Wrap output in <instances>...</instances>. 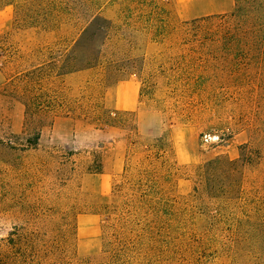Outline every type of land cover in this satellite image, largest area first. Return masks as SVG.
<instances>
[{
	"label": "rangeland",
	"instance_id": "1",
	"mask_svg": "<svg viewBox=\"0 0 264 264\" xmlns=\"http://www.w3.org/2000/svg\"><path fill=\"white\" fill-rule=\"evenodd\" d=\"M95 3L111 21L98 64L43 85L118 111L115 124L47 115L34 147L8 78L57 55L90 11L53 27L19 16L28 0L0 8V264H264V45L200 68L195 42L219 40L233 5L192 27L172 0ZM147 197L170 210L161 222Z\"/></svg>",
	"mask_w": 264,
	"mask_h": 264
},
{
	"label": "trees",
	"instance_id": "2",
	"mask_svg": "<svg viewBox=\"0 0 264 264\" xmlns=\"http://www.w3.org/2000/svg\"><path fill=\"white\" fill-rule=\"evenodd\" d=\"M6 0H0V8ZM30 3V14L26 16L25 6H20L19 16L22 19L29 20L32 24L43 23L55 27L61 20L68 16L71 17L74 7L82 2L87 10L90 11L88 18L80 31V35L71 41L54 57L48 61L31 65L29 68L17 72L8 78L11 83L12 91L22 100L25 106V129L33 131L34 136L27 140L30 147H34L39 139V127H36L34 121L39 122L41 117L56 116L59 114H74L77 116H89L97 118V121L104 120V124H115L114 115L119 112L105 108L102 104L92 102H83L84 98L71 97L60 88H46L47 80L52 77L60 78L83 69L96 66L99 62V38H106L111 28V21L100 14L98 10H91L95 7L96 0H28ZM11 3V2H10ZM97 6V5H96ZM224 20L219 25V40H209L203 42L198 39L194 48L199 50L198 55L192 56L193 66L208 68L211 61L218 62L222 58V50H241V47H254L257 44L264 45V0H234V10L229 15L224 16ZM210 17L195 18L184 22L187 26H202V23L208 22ZM260 37L258 38L257 36ZM253 36L249 38V36ZM1 47V46H0ZM216 52L214 56L212 53ZM235 62L240 59L245 61H254L255 56L249 55L245 58L235 54ZM213 57V58H212ZM208 72L195 75L191 73V78L195 77L192 83L195 86L205 87ZM189 84V85H193ZM86 100V99H85ZM28 131V130H27ZM157 142L159 140H156ZM157 146L162 144H156ZM162 150L156 148L154 156L161 155ZM250 154L242 152L241 160L247 162L250 160ZM212 164V163H211ZM210 164L201 167L200 175L202 178L208 177ZM142 201L143 195H140ZM145 204L148 211H154L158 217V211L162 213L158 219L153 222H161L167 217L170 210L167 205L156 206L152 198H145ZM148 214V213H147Z\"/></svg>",
	"mask_w": 264,
	"mask_h": 264
},
{
	"label": "crops",
	"instance_id": "3",
	"mask_svg": "<svg viewBox=\"0 0 264 264\" xmlns=\"http://www.w3.org/2000/svg\"><path fill=\"white\" fill-rule=\"evenodd\" d=\"M183 19L198 18L230 10L234 0H172Z\"/></svg>",
	"mask_w": 264,
	"mask_h": 264
}]
</instances>
